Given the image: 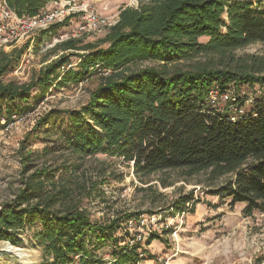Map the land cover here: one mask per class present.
I'll return each mask as SVG.
<instances>
[{"label": "trees", "instance_id": "obj_1", "mask_svg": "<svg viewBox=\"0 0 264 264\" xmlns=\"http://www.w3.org/2000/svg\"><path fill=\"white\" fill-rule=\"evenodd\" d=\"M58 1L4 3L18 18L26 19ZM136 1L137 6L119 11L99 42L69 39L59 44L56 49L62 54L27 84L3 81L21 53L0 52V105L11 116L29 108L33 92L43 96L51 88L96 78L87 103L79 111L67 112L69 126L62 137L77 160L116 157L131 164L136 175L178 171L191 178L207 173L210 182L226 177L214 196L229 199L230 207L244 205L245 217L264 213V94L246 116L232 118L228 111L239 103L242 87H264V57L251 56L249 63L231 69L199 61L208 56L232 60L233 52L255 44L264 50V2ZM53 29L40 35L46 37ZM72 58L75 68L70 67ZM212 90L231 92L233 99L218 110L208 104ZM45 174L40 169L29 175L16 199L2 206L0 242L21 245L18 236L38 226L32 237L51 259L49 264H138L144 260L143 252L138 253L139 243L119 246L122 241L115 237L139 214L92 222L83 210L63 203L67 193L57 190ZM194 200L191 193L179 196L170 209L179 212L190 205L192 210L198 201ZM155 240L147 239V246ZM108 244L111 261L105 262L96 253Z\"/></svg>", "mask_w": 264, "mask_h": 264}, {"label": "rangeland", "instance_id": "obj_2", "mask_svg": "<svg viewBox=\"0 0 264 264\" xmlns=\"http://www.w3.org/2000/svg\"><path fill=\"white\" fill-rule=\"evenodd\" d=\"M72 1L77 6H90L99 15L108 17L110 26L116 22L122 8L137 6L136 0ZM52 6L53 2L47 4L49 9ZM76 22V18L60 19L46 29L54 28L46 37L40 35L44 29L7 41L6 35H2L0 52L7 54L15 50L21 53L19 62L3 81L29 83L43 67L62 54L56 47L73 39L66 33ZM110 26L75 39L82 44L97 43ZM251 56L263 58V48L255 44L237 50L232 54L233 61L218 56L199 61L217 69H231L243 62L249 63ZM75 62L72 58L71 68H75ZM97 83V79L92 78L77 86L51 88L43 96L33 92L29 108L19 109L11 116L6 113L5 105H0V210L25 188L26 178L41 169L46 171L45 175L57 190L67 193L63 203L83 210L92 222L139 214L129 229L124 224L115 234L122 241L119 246L127 244L136 233L145 234L138 250V253L143 252L144 260L138 264H162L159 260H167L169 264H264V213L254 212L251 217H245L244 205L230 207L229 199L214 196L213 192L224 184L226 177L210 182L207 173L191 178L183 177L178 171L136 175L131 164H123L116 157L98 155L80 161L65 148L62 134L69 126L67 112L79 111ZM260 93L264 94L263 87H242L239 103L229 106V115L238 118L251 113L252 104ZM227 95L233 99L231 92ZM224 107V100H219L217 108ZM28 154L30 159L26 158ZM45 189L49 191L50 186L46 185ZM190 193L194 201L198 200L192 210L190 205L179 212L170 209L179 196ZM37 229L38 226L20 234L21 245L0 242V264H18L17 258L6 254L7 247L21 250L26 264H49L51 259L43 255L33 240ZM151 237L157 240L147 246V239ZM111 248L108 244L97 251V258L111 261Z\"/></svg>", "mask_w": 264, "mask_h": 264}, {"label": "built area", "instance_id": "obj_3", "mask_svg": "<svg viewBox=\"0 0 264 264\" xmlns=\"http://www.w3.org/2000/svg\"><path fill=\"white\" fill-rule=\"evenodd\" d=\"M252 1L254 3L264 2V0ZM62 2L64 3L63 5H61ZM54 6H58V8L55 9ZM46 7L47 5L37 16L33 18H18L12 11L7 9L4 0H2L0 4V37L2 35H6L5 41L21 38L22 36L28 35L37 29L46 30L60 19L62 21H67V19L72 20L73 18L77 19L74 28L72 30H68V33H66V35L70 34L73 39L82 35L97 33L102 28L110 26V19L108 17L99 15L97 11L92 9L90 6L84 4L77 6V4L72 0L53 2V8L51 7L49 9ZM227 93L228 92L219 94L216 90H212L208 96V104L214 108H217L219 100H224V106H226V104L231 99V97H228ZM217 109L222 110L221 108ZM31 114L32 113L27 114V117ZM153 217L154 216H151L150 219L154 221ZM133 220L125 223L126 229L131 227ZM139 220L137 222H139ZM146 232H149V230L147 229ZM144 236L145 234L142 231L132 235L131 238L127 240V245L131 247L134 244L140 243L142 240H144ZM159 262L162 264H169V261L167 260H159Z\"/></svg>", "mask_w": 264, "mask_h": 264}, {"label": "bare ground", "instance_id": "obj_4", "mask_svg": "<svg viewBox=\"0 0 264 264\" xmlns=\"http://www.w3.org/2000/svg\"><path fill=\"white\" fill-rule=\"evenodd\" d=\"M5 245H6V243H5ZM4 248H6V247H4ZM5 252L7 255H10V256L17 258L18 264H26L25 254L21 250L15 249L12 247H7L5 249Z\"/></svg>", "mask_w": 264, "mask_h": 264}]
</instances>
